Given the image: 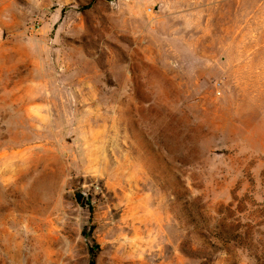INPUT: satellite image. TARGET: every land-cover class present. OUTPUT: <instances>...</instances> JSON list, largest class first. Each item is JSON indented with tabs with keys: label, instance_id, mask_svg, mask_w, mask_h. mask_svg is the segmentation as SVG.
I'll return each mask as SVG.
<instances>
[{
	"label": "rangeland",
	"instance_id": "1",
	"mask_svg": "<svg viewBox=\"0 0 264 264\" xmlns=\"http://www.w3.org/2000/svg\"><path fill=\"white\" fill-rule=\"evenodd\" d=\"M264 264V0H0V264Z\"/></svg>",
	"mask_w": 264,
	"mask_h": 264
},
{
	"label": "trees",
	"instance_id": "2",
	"mask_svg": "<svg viewBox=\"0 0 264 264\" xmlns=\"http://www.w3.org/2000/svg\"><path fill=\"white\" fill-rule=\"evenodd\" d=\"M90 264H94V261H93V259L91 260Z\"/></svg>",
	"mask_w": 264,
	"mask_h": 264
}]
</instances>
